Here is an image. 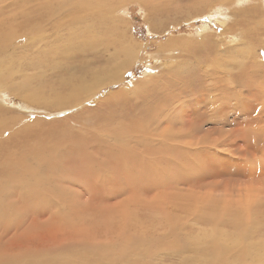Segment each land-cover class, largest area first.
Returning <instances> with one entry per match:
<instances>
[{
  "label": "rangeland",
  "instance_id": "1",
  "mask_svg": "<svg viewBox=\"0 0 264 264\" xmlns=\"http://www.w3.org/2000/svg\"><path fill=\"white\" fill-rule=\"evenodd\" d=\"M5 1L1 0L3 4L9 3L12 6L5 11L9 10L12 11L10 13H14L15 16H12L15 17L14 23L15 25L20 23L22 30L15 33L17 34L15 39L12 38L15 36L14 30L0 36L7 40L11 37L8 46L3 48H7V50L0 48V60L5 55L12 54L11 58H8L11 62L8 64V68L11 69L7 68V72L3 70L2 76L3 79L7 75L8 78L5 77L2 81L8 83L9 89H0L2 94H0V109L3 114L8 112L13 116L23 115L22 117H25L26 121L41 118L51 125H54L53 122L64 121L65 124L69 121L70 129L75 130L77 134L84 135L87 131L95 129L97 123L102 122L103 116H107L112 122L110 110H102L98 117L92 114L98 110L99 103L104 100H108V103L116 102L110 100L118 92L132 97L140 96L142 90L152 86L149 85L145 89L146 81L149 79H156L160 82L168 81L170 84L168 87L158 89L157 102L147 105L144 100L138 99L137 106L141 113H137V118L141 120L140 116L147 107L153 109L159 104L163 111L169 110V112H165L167 115H159L158 119L162 121L173 120L172 116L179 119L186 116V120L193 121L190 109L196 107L200 100L210 104V106L200 107L201 116L207 112L215 111L217 105L219 108L218 113L214 112L217 114L212 118H206L207 122L203 121L204 123L198 126L203 130L199 132V137L203 135L206 137L203 140H195V144L199 146L202 144L200 148L212 149L214 160L211 161L208 156L201 154L199 159H205L204 162H197L198 164L192 162L194 168H187V173L193 183V188L190 189V191L193 190L191 193L196 194L197 197H204L207 203L210 200L212 203L220 201L222 206L232 211H239L240 208L242 211H252L256 201L259 203L258 201L264 200L262 198L264 197V0H120V2L119 0H108V4L105 2L99 3V5L97 0H16L18 1L17 5L13 0ZM13 3L14 5H12ZM107 6L109 7L107 8ZM101 15L107 18L105 19ZM26 21L32 25L36 23L38 28L34 27L35 25L32 28ZM24 26L33 32L23 35L25 33ZM39 27L41 28L39 29ZM121 30L125 31V36L117 34L118 32L121 34ZM0 31V34L4 32ZM37 32H41L44 36H38ZM119 40L127 41L134 48L135 55L128 66L121 72L117 71L120 77L119 81L113 80L105 84L111 74L103 72L98 64L119 53ZM0 41L3 40L0 39ZM10 49L12 52L9 51ZM241 49L247 51L242 53ZM95 53L104 57L102 62H97L96 59L91 63L92 59L96 58ZM124 53L122 52V54ZM15 59L17 61H14ZM237 61L245 62L247 66L248 64L251 66L249 76H254L252 82L254 88L250 86L252 84L250 77L245 83L233 81L237 74L240 76L242 73L240 70L242 66L236 64ZM95 65H97V69L101 70L98 78L100 85H94L93 88L91 87L93 78L88 77V81L84 80L87 83V89H82L90 95L84 99L82 98V89L76 88L78 90H75L74 87L72 89L69 84L72 80L82 82L79 79L81 77L79 72L94 70L93 66ZM7 73L10 75L8 76ZM171 74L174 76L173 78L170 77ZM11 75L15 79L10 77ZM29 77L31 78L29 79ZM10 83L13 85L10 86ZM230 84H233L232 90L239 91L232 99L228 97L230 93L228 95L226 93V87ZM217 88L220 89L215 92ZM184 89L188 91L187 94ZM71 90H74L73 92L76 94L69 95L71 99L67 102L73 99L75 103L53 106L59 102V98L63 97L62 92L71 93ZM29 91L42 92L43 102L49 103H43V106L40 107L33 104L36 102L31 101V98L27 99L28 96L25 97L28 101H25L26 99L22 95ZM195 95L196 99L200 98L199 101L195 100ZM168 99L167 103L162 104ZM130 101H132L130 104L134 103V100L130 99ZM50 102L54 104L51 105ZM113 103H111L112 106H114ZM117 105L120 106L118 103ZM117 107L112 111L114 112ZM87 109L90 113L86 112ZM188 113L190 114L188 115ZM168 115L170 116L168 117ZM77 117H81V120L76 119ZM116 121L118 122V120ZM120 125H123V122ZM210 130L212 131L210 132ZM243 134L247 135L244 139L241 137ZM216 141H219L217 147H215ZM221 141L223 143L220 145ZM173 166L175 167L171 166L166 169L167 174L171 177L165 180L167 183L172 182L175 185L181 176L176 172V169L182 171V167ZM142 177H145L147 181ZM138 180L146 182L147 186L139 184L136 180H133L135 183L130 181L135 191L132 196L123 194L121 191L128 184L127 182L120 186L117 184L107 185L108 195L107 193L97 195L100 201L106 200L111 203L124 201L122 210L113 213L105 212L104 215L99 212L82 213L79 214L82 220L76 219V222L68 218L69 215L65 216L64 214L71 212L74 208L79 209L82 205L85 206V203L91 198L87 197V193L91 191V184L76 180L61 181L58 173L55 176V182L57 186L59 183L62 184V190L59 193L54 191L48 196V200L52 202L47 200V208L56 218H48L47 229L55 231L60 228H82L87 224L86 227L78 230L88 232L90 238L94 237L95 233L98 235V240L106 239L108 243L111 241L110 244L118 239L116 235L118 232L123 233L127 238H132L133 235L139 238L137 233H141L140 230L144 229L150 237H154V241L158 239L160 246L163 245L162 239L169 228L166 223L168 216L178 217L184 221L181 224L187 227L183 226L184 235L187 233L190 236L194 234L201 236L200 234L211 229L209 223H204L200 219L197 221L195 216L187 217L189 212L202 213L198 208H196L197 211H194L196 205H190L191 199L184 200L190 194L187 185L180 187L184 189L182 193L187 196H177L176 199L183 201L184 206L189 204L194 207H185L184 209L189 208L187 209L188 213L174 206L176 199L170 202L168 197L165 199L166 212L157 210L156 213H153L154 210L147 212V209H142L140 203L144 198V189L149 188L152 192L153 187H157V183L147 175L141 176ZM227 185L231 187H227ZM166 194L174 197L171 191ZM209 194L210 196H208ZM110 198L112 199L109 200ZM132 200L137 202L135 210L133 207L130 209L131 204L127 208L129 201ZM248 200H250V204ZM253 200L254 204L251 202ZM167 205L169 206L167 207ZM240 205L244 206L240 207ZM101 206L104 207L103 202ZM130 210L131 212H129ZM65 220L66 222H64ZM115 248L118 249V246ZM161 251L155 260L156 264H180L181 257L178 258L174 254L175 257H171L173 260L169 261L167 259L171 255L170 253L167 254L168 257L166 256L165 261L163 259H165L166 253L161 254ZM187 253L185 256H190L189 263L197 264L195 259L198 257L193 255V249L190 248ZM249 263H252L251 260L246 262V264Z\"/></svg>",
  "mask_w": 264,
  "mask_h": 264
},
{
  "label": "bare ground",
  "instance_id": "2",
  "mask_svg": "<svg viewBox=\"0 0 264 264\" xmlns=\"http://www.w3.org/2000/svg\"><path fill=\"white\" fill-rule=\"evenodd\" d=\"M13 1L15 4L18 3L16 0ZM107 1L108 0H97V4L107 3ZM4 2L6 1L4 0ZM14 3L12 5H14ZM108 7L109 6H107V8ZM7 8H12L11 4H3L0 0V30L4 31L0 36H3L5 33L9 34L10 30L11 32L14 30V34L22 30L20 23L18 25L14 23L15 17H12L15 16L13 15L14 13H10L12 11L9 10L5 11ZM20 12H22L21 9ZM110 13L112 12L110 11ZM93 23L95 24V22ZM35 24L36 23L32 25L29 23L32 28L37 26ZM41 27H39V29ZM23 31L25 32L23 35H28L29 32L30 34L33 32V30L28 29L26 26L23 27ZM26 32L28 33L26 34ZM37 33L38 36H44L41 32ZM124 33L125 31L121 30V34L119 32L117 34H119V36H125ZM16 35L17 34L12 36V38L14 37L15 39ZM0 39L3 40L0 41V48L3 49L7 47L9 39L7 40L1 37ZM118 43L119 53H112L115 54L112 55L114 56L113 58L109 57L105 62H102L104 57L95 53L96 58L94 57L95 59L91 61L92 63L97 59V62H102L98 64L99 67L102 68L103 72L111 74L105 84L113 80L119 81L118 79L120 77L117 71L121 72L123 68L128 66L130 60H132L135 55L134 48L131 47L127 41L119 40ZM3 50H7V48ZM241 50L242 53L247 51L246 49ZM9 51H11V49ZM4 52L8 53L6 51ZM122 52L125 53L122 54ZM11 55L7 54L0 60V89L2 90L9 89L7 86L8 83L6 84L2 81L7 75H5L3 79L2 76L4 74L3 70H6L9 67L8 64L11 63L8 59L11 58ZM14 58L15 56L13 59ZM14 61L17 60L15 59ZM21 64L23 66V63ZM236 64L242 66L240 69L242 73L240 76L237 74L233 81L245 83L247 78L250 77L252 83L254 76H249L251 74L249 73L251 66L249 64L247 66V63L239 61H237ZM96 67L97 65L93 66V68H95L94 70L90 69L84 73L79 72L81 73L79 79H81L82 82L72 80L69 84L70 87L72 89L74 87L75 90H78L76 88L87 89V83L85 81H88L89 78H93V85L90 84L92 85L91 87L100 85L98 78L101 70ZM8 69L10 70L11 68ZM9 75L10 74H8V76ZM27 75L29 76L28 73ZM10 77H12V75ZM170 77L173 78L174 76L171 74ZM30 78L31 77H29V79ZM13 79H15V77ZM146 83L147 86L145 89L149 85L152 86L148 87L146 90H142L140 96L137 95L132 97L123 92H118L110 100L116 102L108 103V100H102L103 102L98 104V110L92 114L98 117L102 110H110L112 122L110 118L103 116L102 122L99 124L97 123L95 129L87 131L88 133L86 132L84 135L77 134L75 130L70 129L69 125L71 126V124L69 121L65 122V124L64 121L53 122L54 125L48 124L41 118L26 121L25 117H22L23 115L13 116L8 112L3 114L0 109V264H156L155 260L161 250V254L166 253L165 259H163L165 261L166 256L168 257L171 253L167 260L172 261L173 259L171 257L177 255L178 258L181 257L180 264H192L189 263L190 256H185L189 253H187V251L190 250V248L193 249V255L195 254L198 257L196 259L194 258L197 264H246V262L250 260L252 263L249 264H264V200H260L261 202L258 201L259 203H257L256 200V203L254 200L251 201L253 204L255 203L254 207L256 206L254 211V207L252 211H242L241 208L239 211H232L222 206L219 203L220 201L212 203V200H210L207 203L204 197H197L196 194L191 193L193 190L190 191V189L193 188V183L187 173V168H194L191 164L192 162H194V164L203 163L205 159H199L201 154L208 156L211 161L214 160L212 149L200 148L202 144H200V146L195 144V140H203L206 137L205 135L199 137V132L203 130L202 127L198 126L201 123L207 122L206 118H212V116L219 112L218 105H215V111L211 112L212 114L207 112L201 116L199 113L201 111L200 107L203 108L206 105L210 106V104H207V101H201L200 98L196 99L195 95V100L200 101L197 103L196 107L190 109L193 114V121L190 119L186 120V116H182V119L172 116L173 120L170 119L169 121L159 120V115L165 116L167 115L165 112H169V110L163 111L160 107L161 104L155 106L153 109L147 107L142 112L140 120L137 118V113H141V110H139L137 106L138 99L141 98L147 105L153 104L157 102L158 89L170 85L168 81L160 82L156 79H149ZM252 84L250 86L254 88V83ZM9 85L11 86L13 84L10 83ZM232 85L233 84H230L226 87V93L227 95L230 93L228 97L231 99L238 91L232 90ZM234 88L238 89L236 86H234ZM219 89L220 88H217L215 92H218ZM83 90L84 89H82V98L87 99L90 95ZM73 91L74 90H71V93H60L63 97L59 98V102L55 105H53L54 103L52 102H50V104L53 106H60L62 104L75 103L73 99L67 102L71 99L69 95L76 94V92ZM184 91L185 94L188 93L186 89H184ZM41 93L42 92L39 91H29L23 93L22 96L23 98L28 96L27 99L31 98V101L36 102L33 104L41 107L43 103H49L47 101L43 102L44 99ZM27 99L25 101H28ZM130 99L134 100V103L130 104V102H132ZM168 101L169 99L162 104ZM111 103H113L114 106H112ZM117 103L120 104V106H118ZM222 103L227 104L223 101ZM115 107H117V109L113 112L112 109ZM155 111L160 114L157 115ZM86 112L90 113L88 109ZM214 112L217 113L214 114ZM189 114L190 113H188V115ZM169 116L170 115H168V117ZM135 118L137 119L135 120ZM76 119L81 120V117H77ZM116 120H118V122ZM122 122L123 125H120ZM212 130H210V132ZM246 136L247 135L243 134L241 137L244 139ZM218 142L219 141H216L215 147L219 144ZM221 143L223 142L221 141L220 145ZM173 165L182 167L183 171L182 172L178 168L176 169V172L181 176L177 179L178 182L175 183V185L172 184V182L167 183L165 180L171 177L167 174L166 169L171 166L174 168L175 166ZM58 173L59 180L61 181L76 180L78 182L91 184V191L88 193L86 192L88 195L87 197L91 198L85 203V206L82 205L79 209L74 208L71 212L64 214L65 216L69 215L68 218L76 222L79 219L82 220L79 215L82 213L90 214L99 212L104 215L105 212H119L124 207V201L121 203H111V201L108 202L106 200L100 201L97 195L106 194L109 191L107 185L113 186V184H117L120 186L124 182H127L128 184H126L121 191L123 194H130L132 196L135 191L130 181L136 180L139 184L147 186L146 182L143 183L138 180L141 176L147 175L154 179L157 183V187H153V190H151L152 192H150L149 188H145L144 193L142 191L144 196L140 203L142 209H147V212L154 210L153 213H156L157 210L166 212V197L170 198V202L175 201L177 196L182 197L184 195L182 193L184 189L180 187L182 185H187L190 194L187 192L189 196L186 197L187 199L184 198V200L189 201V199H191L190 205H196L194 206V211L198 208L202 213H188L187 209L189 208H184L192 206L189 204L188 206H184V202L179 201L180 199H176V204H174V206L188 213L187 217L195 216L198 219L195 220L199 221L200 219V221L202 220L204 223H209L211 229L206 233L200 234L201 236L195 234L190 236V234L187 233L184 235L183 226L185 225H181L184 221L178 217L168 216L166 223L169 228L162 239V246L158 245V239L154 241V237H150L144 229L140 230L141 233H137L139 238L134 235L132 238H127L123 233L118 232L116 235L119 240L114 239L115 241H113L112 244H110L111 241L108 243L106 239L98 240V235H95V233L91 241L92 237H89L90 235L88 232L78 230L87 226L84 221L83 224L86 226L83 225L82 228H60V230L50 231L47 229V220L48 218L56 217L49 212L47 200L48 196L54 191L59 193V191L62 190V184L59 183L57 186L55 182V176ZM142 178L146 180L145 177ZM149 185L151 186V184ZM227 187L231 186L227 185ZM170 191L175 198L166 194ZM86 193L80 194L84 195ZM210 194L208 196H210ZM262 198L264 199V197ZM111 199L112 198L109 200ZM52 200L54 202V199ZM248 201L250 204V200ZM102 202L104 203V207L101 206ZM129 204H131V209L136 206L137 202L134 200L129 201L127 208ZM51 206L53 207V203ZM168 206L169 205H167V207ZM241 206L244 205H240V207ZM129 212H131V210ZM64 222H66V220ZM115 246H118V249H116Z\"/></svg>",
  "mask_w": 264,
  "mask_h": 264
}]
</instances>
